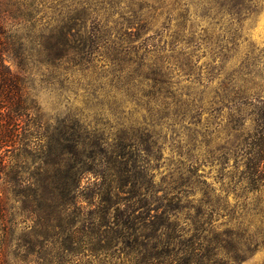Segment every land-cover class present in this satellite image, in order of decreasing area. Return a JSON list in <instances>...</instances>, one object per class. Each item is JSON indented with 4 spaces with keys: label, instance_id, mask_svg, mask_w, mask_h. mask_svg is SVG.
<instances>
[{
    "label": "rangeland",
    "instance_id": "1",
    "mask_svg": "<svg viewBox=\"0 0 264 264\" xmlns=\"http://www.w3.org/2000/svg\"><path fill=\"white\" fill-rule=\"evenodd\" d=\"M32 4L27 42L39 44L63 15L73 26L85 17L75 29L93 33L69 63L28 75L43 123L74 116L108 151L101 177L84 175L49 232L51 209L42 208L35 229L50 236L47 258L264 264V160L256 156L264 149V0ZM117 152L129 171L114 167ZM32 189H24L30 197ZM32 225L21 223L18 234Z\"/></svg>",
    "mask_w": 264,
    "mask_h": 264
},
{
    "label": "trees",
    "instance_id": "2",
    "mask_svg": "<svg viewBox=\"0 0 264 264\" xmlns=\"http://www.w3.org/2000/svg\"><path fill=\"white\" fill-rule=\"evenodd\" d=\"M32 1L0 0V264L55 263L44 251L50 236L35 229L42 208L51 209L49 232L57 208L72 203L85 174L101 177L103 171H97V166L100 157L108 155L102 137L85 129L74 116L60 119L52 128L42 121L28 75L35 67L56 70L69 63L82 54L80 45H89L93 33L75 29L86 23L85 17L73 26L75 18L63 15L58 24L39 35V44L27 42L38 12ZM9 61L19 71H13ZM117 156L125 157V153L112 155L114 167L129 171L127 161ZM256 156L258 162L264 160V149L256 151ZM31 158L38 160L37 166L35 162L29 165ZM253 168L261 167L254 163ZM26 187L34 188L32 197ZM27 220L33 227L18 234L20 224ZM13 246L17 249L12 250ZM185 264L205 263L193 255Z\"/></svg>",
    "mask_w": 264,
    "mask_h": 264
}]
</instances>
